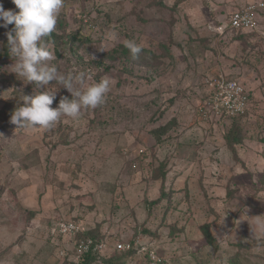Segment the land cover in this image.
Instances as JSON below:
<instances>
[{
  "label": "rangeland",
  "instance_id": "374dc122",
  "mask_svg": "<svg viewBox=\"0 0 264 264\" xmlns=\"http://www.w3.org/2000/svg\"><path fill=\"white\" fill-rule=\"evenodd\" d=\"M257 1L64 0L54 31L86 39L76 53L49 46L50 63L73 77V91L112 84L102 105L48 128L10 122L40 89L15 73V58L0 60V264L78 263L80 233H60L66 221L108 241L95 264H150L151 250L162 264H264V12L253 32L227 27L235 3ZM130 40L146 63L114 52ZM219 77L251 96L236 158L224 140L231 120L203 116ZM45 87L57 92L53 108L72 99L58 82ZM169 122L157 144L152 130ZM161 169L165 181L153 178ZM163 190L168 197L150 206ZM137 241L129 257L113 249Z\"/></svg>",
  "mask_w": 264,
  "mask_h": 264
},
{
  "label": "clouds",
  "instance_id": "9594fccd",
  "mask_svg": "<svg viewBox=\"0 0 264 264\" xmlns=\"http://www.w3.org/2000/svg\"><path fill=\"white\" fill-rule=\"evenodd\" d=\"M63 2L64 0H12L18 11L5 10L0 2V27L7 29L14 24V28L6 33L9 54L15 58L12 67L17 75L24 77L28 83L35 82L40 89L37 94L24 95L22 106L17 107L11 115L10 122L18 128H48L62 116L76 119L82 108L102 105L110 90L111 79L103 78L83 91H73V77L60 75L57 67L50 63L53 53L45 38L55 30ZM126 46L133 57L141 52L135 41H128ZM76 79L83 82L84 75L81 74ZM51 82L60 83L72 94V99L63 96L58 106L53 108L57 92L45 87Z\"/></svg>",
  "mask_w": 264,
  "mask_h": 264
},
{
  "label": "built area",
  "instance_id": "2783aa9c",
  "mask_svg": "<svg viewBox=\"0 0 264 264\" xmlns=\"http://www.w3.org/2000/svg\"><path fill=\"white\" fill-rule=\"evenodd\" d=\"M262 12H264V0L235 3L234 10L230 13L227 27L231 32H253L258 28V22ZM224 29V27L217 28L219 32H223ZM209 85L212 86L215 94L204 106L203 116L205 118H208L211 113L228 119L243 118L248 115L251 106V96L240 80L219 77L218 79L210 80ZM59 227L60 233L62 234H78L84 232L83 226L73 221L62 222ZM138 245L139 241L134 246L131 244L116 243L113 249L115 251H129L137 248ZM77 249L79 252L77 255L80 254L81 256L83 253L91 250L101 254L111 248L106 240L96 241L88 237L77 245ZM148 257L150 264L163 263V259L154 250L148 253Z\"/></svg>",
  "mask_w": 264,
  "mask_h": 264
},
{
  "label": "trees",
  "instance_id": "16d2710c",
  "mask_svg": "<svg viewBox=\"0 0 264 264\" xmlns=\"http://www.w3.org/2000/svg\"><path fill=\"white\" fill-rule=\"evenodd\" d=\"M15 11H18V9H16ZM59 25H60L59 28L65 30L67 23L65 21L60 20ZM13 28H14V24L9 25V27L7 29L0 27V39L3 41V52H0V60L12 59V57L9 54L8 47H7V35H6V33L8 31H11ZM64 33L63 32L59 33V32L53 31L49 37L45 38L46 42L48 43V46L53 45L55 47V49L58 50L63 45H67V46L70 45L72 48V51L74 53H76L77 48H80V46L77 45V43H79V42L82 43V41L86 39L85 36L82 37L80 31L70 32L68 34L66 32H64ZM139 47L141 48V52L136 57H133L132 53L130 52V50L128 49V47L126 45H120L118 48H116L114 50V52L116 53L119 51L123 58L128 57V58L133 59L135 61L143 60V62L146 63V60H145L146 49L144 47H141V46H139ZM108 68L109 67H106V69H108ZM34 84H35V82H34ZM242 119H243L242 117L230 119L231 120V126H230L228 132L224 135L226 147L232 153V155L235 156V158L237 157V147L239 145H242L244 142V139H245L243 129L241 126V120ZM172 128H173V126H172L171 122H169L165 125L159 126L157 128H154L152 130V134L155 137L156 143L157 144L162 143L163 142L162 138L164 136H166L167 134H169V132L171 131ZM165 165L166 164H163V166H165ZM166 177H167V173L164 172L163 169H161L159 172H157L154 175L153 178L155 180H159L162 178L163 181H165ZM166 197H168V194H166L165 190H163L161 197L158 200L150 202V204H151L150 206L158 205L164 199H166ZM30 215L33 216L34 212H32ZM202 232H203L206 240L208 241V243L211 245H214L216 240L211 233L209 224H205L202 227ZM88 237H90L96 241L102 240L93 231H89V232L80 233V236L78 239L79 243ZM133 253H134L133 251H129L127 254V257L131 256ZM100 259H102V257H100L98 253L91 250L87 253H83V255H81V257L79 259V262L76 264H95ZM106 263H108V264H123L122 261H114V260H106Z\"/></svg>",
  "mask_w": 264,
  "mask_h": 264
},
{
  "label": "crops",
  "instance_id": "0c3cea01",
  "mask_svg": "<svg viewBox=\"0 0 264 264\" xmlns=\"http://www.w3.org/2000/svg\"><path fill=\"white\" fill-rule=\"evenodd\" d=\"M259 27H260V26H258V28H257V29H259Z\"/></svg>",
  "mask_w": 264,
  "mask_h": 264
}]
</instances>
